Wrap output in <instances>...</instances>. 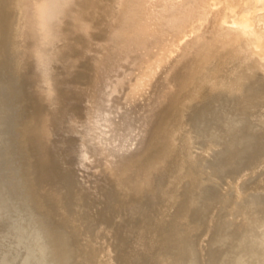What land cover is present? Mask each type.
<instances>
[{"label": "bare ground", "instance_id": "6f19581e", "mask_svg": "<svg viewBox=\"0 0 264 264\" xmlns=\"http://www.w3.org/2000/svg\"><path fill=\"white\" fill-rule=\"evenodd\" d=\"M0 264H264V0H0Z\"/></svg>", "mask_w": 264, "mask_h": 264}, {"label": "snow or ice", "instance_id": "6c2138e0", "mask_svg": "<svg viewBox=\"0 0 264 264\" xmlns=\"http://www.w3.org/2000/svg\"><path fill=\"white\" fill-rule=\"evenodd\" d=\"M85 159H86V157H85Z\"/></svg>", "mask_w": 264, "mask_h": 264}, {"label": "rangeland", "instance_id": "374dc122", "mask_svg": "<svg viewBox=\"0 0 264 264\" xmlns=\"http://www.w3.org/2000/svg\"><path fill=\"white\" fill-rule=\"evenodd\" d=\"M209 178V177H208Z\"/></svg>", "mask_w": 264, "mask_h": 264}]
</instances>
